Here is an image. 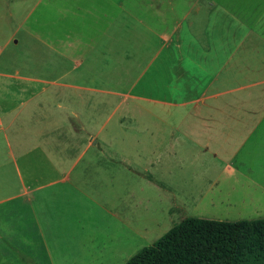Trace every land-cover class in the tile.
<instances>
[{
    "label": "crops",
    "instance_id": "1",
    "mask_svg": "<svg viewBox=\"0 0 264 264\" xmlns=\"http://www.w3.org/2000/svg\"><path fill=\"white\" fill-rule=\"evenodd\" d=\"M145 57L154 68L138 88ZM130 100L148 104L145 131L107 139ZM133 157L149 158L146 185L178 194V209L264 205V0H0V162L13 191L0 199L12 203L0 237L53 240L72 202H93L124 175L138 186ZM234 177L255 188L225 193Z\"/></svg>",
    "mask_w": 264,
    "mask_h": 264
},
{
    "label": "rangeland",
    "instance_id": "2",
    "mask_svg": "<svg viewBox=\"0 0 264 264\" xmlns=\"http://www.w3.org/2000/svg\"><path fill=\"white\" fill-rule=\"evenodd\" d=\"M133 22L134 20L130 17L124 18V24L131 25ZM142 60L143 63L138 66L139 72H143L142 79L138 82V88L145 87V80L154 68L152 64H148V61L151 60L150 57H145ZM156 78L162 83V79ZM123 85L128 86V82H123ZM13 99H18V97L8 98V102L15 105L16 102H11ZM92 101L93 98H91ZM139 104H143L145 108L148 107L147 103L141 101L136 105H133V100L124 103L118 112L113 113L110 117L111 119L108 121V126L103 135L107 139L124 138L130 142L135 133L132 124H141L140 129L137 126L134 128L137 131H145L148 116L145 111L139 109ZM107 115H109V112H107ZM119 124H123L124 127L119 128ZM141 137L144 139L147 135L145 137L141 135ZM156 145L157 142L155 141ZM143 147L145 146L141 144L137 148L142 149ZM153 148L155 151L159 149L157 147ZM148 161L149 158L147 157L146 159L144 157H133V163H137L140 171L136 188L134 182L132 189L124 183L130 179L134 181L136 174L124 175L120 179L123 185L115 190H107L101 195L91 194L93 202L82 200V207L78 205V201L72 202L74 204L73 210H70L73 214V216H70L71 225L60 230L59 235H54L53 240H47L49 235H46V241H42L30 232L24 234V237H28L29 240L21 237L18 239L17 235L10 238L8 235L12 234L13 231H6L8 235L6 237L3 235V238L0 237V264H125L140 249L153 244L182 217L197 216L228 221L264 217V205L244 204L240 206L237 204L214 203L211 206L205 200L193 201L188 199L177 200L178 203L183 205L182 208L178 209L175 207L174 197H172L178 194H170L146 185L143 168L147 167ZM0 163L2 164V169L0 168V199H3L13 191L9 187L7 177L9 173L3 167L4 162ZM34 164L22 166V173L27 182L33 180V178L25 170L29 167L33 168ZM256 171L258 173V170ZM233 179L235 182L224 184L225 193H235L236 188L241 186H244L243 189L245 187L255 188V185L251 182L247 181L241 184L240 178L234 177ZM257 179L264 183V178L257 176ZM230 197L239 201L240 196L234 194ZM11 204L8 201L0 202V228L2 229L4 209ZM48 204L50 207H48L45 214L52 218L54 213L51 211V200H48ZM98 204H105L117 216L114 217L106 213L98 207ZM169 207L175 210L174 214L172 213L170 216L168 215Z\"/></svg>",
    "mask_w": 264,
    "mask_h": 264
},
{
    "label": "trees",
    "instance_id": "3",
    "mask_svg": "<svg viewBox=\"0 0 264 264\" xmlns=\"http://www.w3.org/2000/svg\"><path fill=\"white\" fill-rule=\"evenodd\" d=\"M125 264H264V217H185Z\"/></svg>",
    "mask_w": 264,
    "mask_h": 264
}]
</instances>
